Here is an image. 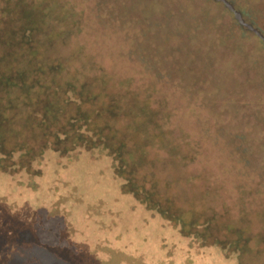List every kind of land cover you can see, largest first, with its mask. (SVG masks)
Listing matches in <instances>:
<instances>
[{
	"label": "rangeland",
	"instance_id": "374dc122",
	"mask_svg": "<svg viewBox=\"0 0 264 264\" xmlns=\"http://www.w3.org/2000/svg\"><path fill=\"white\" fill-rule=\"evenodd\" d=\"M86 1L91 5L97 0ZM100 1L99 22L104 25V33L120 29L116 33L119 41L109 49L128 57L127 63H145L155 67L154 70L168 68V103L184 114L179 116L184 121V130L189 135L196 131L202 135L203 144L212 147L214 155L208 161L231 165L234 174L231 173L230 179L259 178L264 186V41L242 26L223 2L216 0ZM229 1L264 34V0ZM19 14L23 17L22 13L12 14L8 5V11L0 17V36L20 24ZM36 42V47L30 48L34 45L26 43L25 47L12 40L0 41V172L15 174L18 182L27 178L30 186L48 165L54 166L55 157L46 150L49 146L66 153L69 147L73 149L82 142L72 123L68 129L64 121L59 126L62 116L78 111L75 102H65V90L64 98L55 90L44 96L49 99L45 102L48 110L36 99L43 95L44 81L58 87L64 78L68 80L75 74L78 79L70 86L78 96L88 99L94 94L81 91V81L90 82L94 75V70H86L89 63L84 58L67 63V73L60 67L57 69L56 64L40 63L47 68L46 74L33 60L34 50L45 43L39 38ZM49 52L51 56L53 51ZM26 66L33 76L25 75ZM50 98L54 108L49 106ZM183 104L182 110L179 109ZM134 110L133 105L127 114L134 116ZM57 129L68 132V136L59 138ZM153 129L164 138L165 149L160 157L168 159V125ZM126 138H132L135 144L145 143L143 133L133 131ZM139 160L134 158V163ZM155 163L144 164L137 170L140 175L146 170L142 180L149 179L150 191L156 192L147 199L153 206L166 201L168 208V195L173 196L179 203L169 206L170 213L174 217L184 213L192 217L199 225L184 223V228L204 237L203 245L195 238L190 239L183 248L167 251L159 261L157 256L148 257L143 250L137 255L110 246H98L74 256L64 248L70 243L71 230L60 211L62 197L48 207L31 209L32 215L26 214V207L31 205L24 204L21 197H12L5 184L8 179L0 176V264H264V240L258 243L250 240V250L243 251L244 256L237 252L241 249L239 245L249 240V233L254 234L249 223L262 211L248 207L252 196L245 195L240 199L245 203H241L242 194L227 188L226 192L221 191L220 173L215 172L214 176L218 185L200 173L197 161L194 168L199 174L194 181L184 171H178L172 173L175 181L170 182L168 166L162 168ZM231 183L229 180L230 186ZM154 214L158 224L165 227L162 241L166 245L168 222ZM207 219L212 221L213 228L205 224ZM253 225L260 227L259 223Z\"/></svg>",
	"mask_w": 264,
	"mask_h": 264
},
{
	"label": "trees",
	"instance_id": "16d2710c",
	"mask_svg": "<svg viewBox=\"0 0 264 264\" xmlns=\"http://www.w3.org/2000/svg\"><path fill=\"white\" fill-rule=\"evenodd\" d=\"M100 2L93 1L90 5L86 0H0V17L8 11L9 4L12 14H23V17L18 15L20 24L12 28L9 34L5 32L0 36V41L6 43L7 40H12L22 45H34L30 48L36 47L37 38L44 41V47L41 45L34 50L33 60L46 74L47 68L40 63L56 64L57 69L60 67L63 73H67V63L72 60L79 62L82 58L89 63L86 70H94L90 82L81 81L82 92L94 93L88 99L78 96L71 88L70 85L78 79L75 74L72 77L70 75L68 80L64 78L63 83H58V87L55 83L44 81L41 87L43 95H40V99L36 98L48 110L45 102H49V99L44 96L55 90L64 98L62 92L65 90V102H75L78 111L61 115L59 126L66 122L65 128L68 129L72 123L73 129L80 132L82 142L73 149L69 147L66 153L49 146L46 150L55 157L54 166L48 165L41 176L35 177L33 186H30L27 178L21 182L15 181V174L11 175L6 171L0 172V176L8 179L5 184L9 186L12 197H21L24 204L28 202L31 205L26 207V214L32 215L31 209L36 211L40 206L48 207L53 204L51 202L62 197L60 211L71 230L68 237L70 243L64 248L74 256L98 246H110L137 255L143 250L148 257L157 256L159 261L167 251L169 253L179 247L183 248L190 239L195 238L203 245L204 237L186 232L184 223L199 225L187 213L181 217H174L170 213L169 206L173 202L179 203L173 196L168 195V208L166 201H161L156 206L149 202L148 199L155 196L156 192L150 191L149 179L142 180L141 175L146 174V170L143 169L141 175L138 172L144 164H156L157 161V165L162 168L168 166L170 182L175 181L172 173L178 171H184L190 177L189 180L194 181L195 175L199 174L194 168V162L197 161L200 173L215 180L218 185L214 176L215 172L220 173L221 191L234 190L243 195L239 200L245 195L252 196L248 207L262 211L264 186L259 178L253 181L247 177L230 179L231 173L234 174L231 165L208 161L214 155L212 147L203 144L202 135L196 131L192 130L189 135L183 128L185 124L182 117H179L184 114L179 110L175 111L173 103H168V68L161 70L158 67L160 70H154L155 67L150 68L145 63H127L128 57L111 51L109 47L114 48V43L119 41L116 33L120 29L115 30L118 31L116 33H104L106 31L102 30L104 25L100 23L101 17L99 18ZM49 51H53L51 56ZM25 70V75H34L29 67L26 66ZM133 105L134 116L127 114ZM49 106L55 107L51 98ZM183 107L184 104L179 109ZM163 125H168V159L160 157L161 151L165 149L164 138L153 129ZM133 131L144 134V144H135L132 138L125 139ZM56 133L59 138L68 136V132L65 134L58 129ZM134 158L140 160L134 163ZM138 173L139 177H136ZM229 180L232 182L231 186ZM50 190H53L52 194L49 193ZM240 202L245 203L242 200ZM262 211L254 222L249 223L254 234L249 233V240L239 245L241 249L237 250L238 253L250 250V240H256L257 243L264 240ZM154 212L168 222L166 245L162 241L165 227L158 224ZM207 220L205 224L213 228L212 221ZM254 223H259L260 227H253ZM219 231L223 232V229ZM224 234L230 236L226 232ZM239 238L238 236V240ZM43 242L49 244L45 240ZM214 245L220 246L219 243Z\"/></svg>",
	"mask_w": 264,
	"mask_h": 264
},
{
	"label": "water",
	"instance_id": "95a60500",
	"mask_svg": "<svg viewBox=\"0 0 264 264\" xmlns=\"http://www.w3.org/2000/svg\"><path fill=\"white\" fill-rule=\"evenodd\" d=\"M216 1L223 2L225 6L234 13L236 19L239 21V23L242 26L256 33L264 41V34L258 28H256L252 23L247 22L242 16V13L236 9V7L231 1L229 0H216Z\"/></svg>",
	"mask_w": 264,
	"mask_h": 264
}]
</instances>
